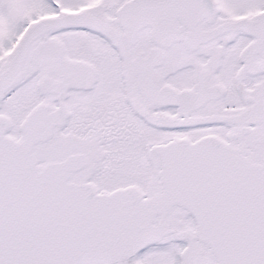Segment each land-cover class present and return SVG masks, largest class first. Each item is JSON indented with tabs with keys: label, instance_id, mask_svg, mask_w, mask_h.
Instances as JSON below:
<instances>
[{
	"label": "snow or ice",
	"instance_id": "obj_1",
	"mask_svg": "<svg viewBox=\"0 0 264 264\" xmlns=\"http://www.w3.org/2000/svg\"><path fill=\"white\" fill-rule=\"evenodd\" d=\"M0 264H264V0H0Z\"/></svg>",
	"mask_w": 264,
	"mask_h": 264
}]
</instances>
